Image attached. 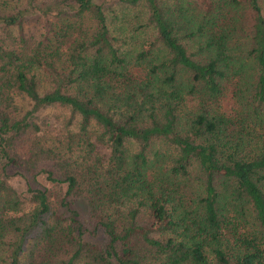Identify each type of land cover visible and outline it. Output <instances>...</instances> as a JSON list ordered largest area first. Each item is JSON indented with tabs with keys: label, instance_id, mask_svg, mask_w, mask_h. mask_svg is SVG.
Listing matches in <instances>:
<instances>
[{
	"label": "trees",
	"instance_id": "obj_1",
	"mask_svg": "<svg viewBox=\"0 0 264 264\" xmlns=\"http://www.w3.org/2000/svg\"><path fill=\"white\" fill-rule=\"evenodd\" d=\"M0 264H264V0H0Z\"/></svg>",
	"mask_w": 264,
	"mask_h": 264
}]
</instances>
